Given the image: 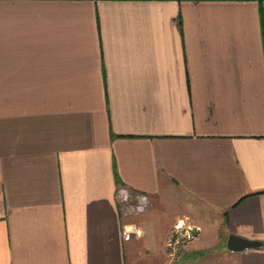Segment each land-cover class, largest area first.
<instances>
[{
	"label": "crops",
	"instance_id": "1",
	"mask_svg": "<svg viewBox=\"0 0 264 264\" xmlns=\"http://www.w3.org/2000/svg\"><path fill=\"white\" fill-rule=\"evenodd\" d=\"M231 234L264 243V0H0V264H264Z\"/></svg>",
	"mask_w": 264,
	"mask_h": 264
},
{
	"label": "built area",
	"instance_id": "2",
	"mask_svg": "<svg viewBox=\"0 0 264 264\" xmlns=\"http://www.w3.org/2000/svg\"><path fill=\"white\" fill-rule=\"evenodd\" d=\"M115 201L122 218L142 214L148 210L151 204L150 197L147 194L132 191L123 186L117 188ZM191 231L192 228L190 226L185 227L183 221L176 224L174 233L166 244L171 256H176L184 242L192 238Z\"/></svg>",
	"mask_w": 264,
	"mask_h": 264
},
{
	"label": "water",
	"instance_id": "3",
	"mask_svg": "<svg viewBox=\"0 0 264 264\" xmlns=\"http://www.w3.org/2000/svg\"><path fill=\"white\" fill-rule=\"evenodd\" d=\"M264 243L259 240H248L236 235H229L226 240V248L230 251H243L262 247Z\"/></svg>",
	"mask_w": 264,
	"mask_h": 264
},
{
	"label": "rangeland",
	"instance_id": "4",
	"mask_svg": "<svg viewBox=\"0 0 264 264\" xmlns=\"http://www.w3.org/2000/svg\"><path fill=\"white\" fill-rule=\"evenodd\" d=\"M192 230H193V231H191V233H192V237H193V234H194L195 231H194V229H192ZM183 232H184V231H183ZM184 238L186 239V237H184ZM186 243H187V242L185 241L184 244L182 245V247L180 248V250H181L184 246H186Z\"/></svg>",
	"mask_w": 264,
	"mask_h": 264
},
{
	"label": "trees",
	"instance_id": "5",
	"mask_svg": "<svg viewBox=\"0 0 264 264\" xmlns=\"http://www.w3.org/2000/svg\"><path fill=\"white\" fill-rule=\"evenodd\" d=\"M261 20H262V14H261Z\"/></svg>",
	"mask_w": 264,
	"mask_h": 264
}]
</instances>
